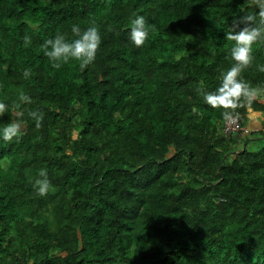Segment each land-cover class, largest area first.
Wrapping results in <instances>:
<instances>
[{"label": "trees", "instance_id": "obj_1", "mask_svg": "<svg viewBox=\"0 0 264 264\" xmlns=\"http://www.w3.org/2000/svg\"><path fill=\"white\" fill-rule=\"evenodd\" d=\"M241 8L252 10L247 0H0V101L32 99L21 138L0 137V264H264V146L249 148V135L264 138L251 114L264 117V99L238 109L245 130L232 135L194 91L201 81L214 91L232 63L225 31ZM134 13L152 26L140 47ZM93 20L95 61L53 68L44 41ZM252 52L242 76L264 84V42ZM36 109L40 128L27 115ZM42 168L52 188L40 197Z\"/></svg>", "mask_w": 264, "mask_h": 264}, {"label": "clouds", "instance_id": "obj_2", "mask_svg": "<svg viewBox=\"0 0 264 264\" xmlns=\"http://www.w3.org/2000/svg\"><path fill=\"white\" fill-rule=\"evenodd\" d=\"M247 4L252 10L241 8L242 15L234 18L225 31V40L233 42L230 48L232 63L226 69H219L218 87L214 91H208L201 81L194 89L204 103L213 109L222 110V119L228 125L235 124L240 119L241 113L238 109L251 112L253 103L264 99V84L253 86L242 76V73L253 65L255 59L252 52L253 45L257 42H264V0H247ZM151 28L152 26L147 23L143 15L134 13L133 18H130V40L135 46H142L148 39ZM71 31L74 37L71 40H68L66 35L58 33L55 38L47 39L41 45L44 55L52 61L53 68L59 69L62 63L75 60L79 62V67L83 70L96 59L102 42L100 29L96 22L91 21L90 26L83 30L79 25H73ZM23 40L25 46L31 43V37L28 35H25ZM257 69L264 73V65H258ZM23 76L26 79L29 78L31 70L26 69ZM31 103V97L24 92H20L11 104L0 101V117L6 113L10 116L9 122L0 128V137L5 142L21 138L25 124L24 110L21 106ZM193 114L199 115L196 108H193ZM251 114L257 120L264 118L259 113ZM27 115L35 121L36 128L42 126L44 113L41 110H28ZM51 188L48 169H40L33 183L36 195L46 196Z\"/></svg>", "mask_w": 264, "mask_h": 264}, {"label": "rangeland", "instance_id": "obj_3", "mask_svg": "<svg viewBox=\"0 0 264 264\" xmlns=\"http://www.w3.org/2000/svg\"><path fill=\"white\" fill-rule=\"evenodd\" d=\"M250 127V126H248ZM252 129H255L257 128L256 125H252L251 126ZM244 136H246V134H243ZM249 138H254V139H251L250 143H249V148H255V149H260L264 146V138L257 134L255 136H250L249 135Z\"/></svg>", "mask_w": 264, "mask_h": 264}, {"label": "built area", "instance_id": "obj_4", "mask_svg": "<svg viewBox=\"0 0 264 264\" xmlns=\"http://www.w3.org/2000/svg\"><path fill=\"white\" fill-rule=\"evenodd\" d=\"M241 130H245V128L241 127L239 121H237L235 124H232V125L226 124V132L228 134L234 135V134L238 133Z\"/></svg>", "mask_w": 264, "mask_h": 264}, {"label": "crops", "instance_id": "obj_5", "mask_svg": "<svg viewBox=\"0 0 264 264\" xmlns=\"http://www.w3.org/2000/svg\"><path fill=\"white\" fill-rule=\"evenodd\" d=\"M253 118H254V117H253ZM255 121H256V118H255V120H251V122L249 123V125H251V126H252V125H256V124H255ZM256 122H257V121H256ZM258 123H259V121H258ZM248 130H251V131H252V130H254V129H250V128H249Z\"/></svg>", "mask_w": 264, "mask_h": 264}]
</instances>
